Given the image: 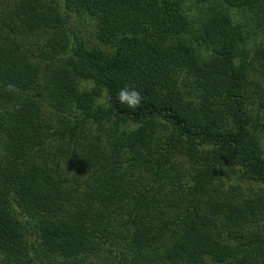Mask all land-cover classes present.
<instances>
[{"label": "trees", "instance_id": "16d2710c", "mask_svg": "<svg viewBox=\"0 0 264 264\" xmlns=\"http://www.w3.org/2000/svg\"><path fill=\"white\" fill-rule=\"evenodd\" d=\"M0 264H264V0H0Z\"/></svg>", "mask_w": 264, "mask_h": 264}, {"label": "clouds", "instance_id": "9594fccd", "mask_svg": "<svg viewBox=\"0 0 264 264\" xmlns=\"http://www.w3.org/2000/svg\"><path fill=\"white\" fill-rule=\"evenodd\" d=\"M143 97L140 92L134 87L130 85H125L122 87L117 93V100L121 104H126L129 108H137L141 102ZM111 97H107L106 101H110Z\"/></svg>", "mask_w": 264, "mask_h": 264}, {"label": "rangeland", "instance_id": "374dc122", "mask_svg": "<svg viewBox=\"0 0 264 264\" xmlns=\"http://www.w3.org/2000/svg\"><path fill=\"white\" fill-rule=\"evenodd\" d=\"M80 27V29L82 30L83 34L86 36V35H89V33L91 32V27L90 25L88 24V21L87 22H82L81 24L77 25Z\"/></svg>", "mask_w": 264, "mask_h": 264}]
</instances>
